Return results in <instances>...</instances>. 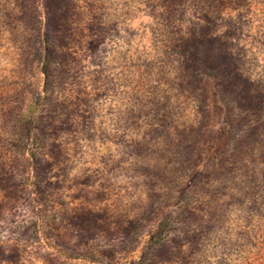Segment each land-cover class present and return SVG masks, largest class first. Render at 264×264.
I'll return each instance as SVG.
<instances>
[{
	"label": "rangeland",
	"instance_id": "374dc122",
	"mask_svg": "<svg viewBox=\"0 0 264 264\" xmlns=\"http://www.w3.org/2000/svg\"><path fill=\"white\" fill-rule=\"evenodd\" d=\"M0 264H264V0H0Z\"/></svg>",
	"mask_w": 264,
	"mask_h": 264
},
{
	"label": "trees",
	"instance_id": "16d2710c",
	"mask_svg": "<svg viewBox=\"0 0 264 264\" xmlns=\"http://www.w3.org/2000/svg\"><path fill=\"white\" fill-rule=\"evenodd\" d=\"M163 238V237H162ZM161 237H159V235H158V238L156 239L157 240V242L155 243V246L157 245V244H159V245H163L164 243H165V240H163ZM154 246V247H155Z\"/></svg>",
	"mask_w": 264,
	"mask_h": 264
}]
</instances>
